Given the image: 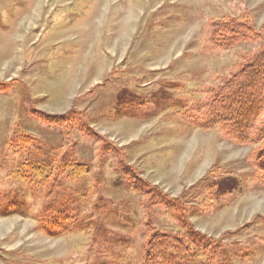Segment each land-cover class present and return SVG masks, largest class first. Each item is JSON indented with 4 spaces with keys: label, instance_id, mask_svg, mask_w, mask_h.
Instances as JSON below:
<instances>
[{
    "label": "rangeland",
    "instance_id": "1",
    "mask_svg": "<svg viewBox=\"0 0 264 264\" xmlns=\"http://www.w3.org/2000/svg\"><path fill=\"white\" fill-rule=\"evenodd\" d=\"M245 14L264 35V0H0V82H12L0 94V192L20 190L30 204L25 217L0 216V264H140L144 225L177 226L115 185L120 164L185 202L198 232L232 253L251 251L234 264H264V223L257 220L264 187L253 182L248 159L258 146L192 127L177 108L201 100L197 90L216 85L260 46L221 51L206 43L208 22ZM122 96L132 100L127 111ZM30 109L78 112L104 141L43 124ZM17 132L32 135L37 147L16 150ZM104 144L114 151L103 152ZM63 156L89 168L61 190L80 198L96 227L52 238L36 229L43 198L34 199L19 174L40 178L24 163ZM210 169L215 177L206 179ZM97 231L107 233L106 242Z\"/></svg>",
    "mask_w": 264,
    "mask_h": 264
},
{
    "label": "trees",
    "instance_id": "2",
    "mask_svg": "<svg viewBox=\"0 0 264 264\" xmlns=\"http://www.w3.org/2000/svg\"><path fill=\"white\" fill-rule=\"evenodd\" d=\"M207 27L210 33L206 43L211 49L223 51L238 45L254 43H260V46L235 63L228 75L216 85L197 90V93L204 94L201 100H194L190 105L183 103L176 106L182 109L183 118L192 127L203 131L214 129L222 138L239 146L257 145L258 147L248 155V159L253 167V182L264 187L263 31L254 27L247 14L232 18L222 17L208 22ZM11 86L12 82H0V94L8 92ZM131 101L130 98L122 96L118 104L127 111ZM27 113L39 122L58 127L62 131L77 129L95 141H104L84 123L78 112L49 115L30 109ZM13 138L11 143L16 150L25 149L29 152L37 147L35 138L30 134L17 132ZM102 149L103 152L114 151L107 144L102 145ZM24 165L30 170L40 172L41 175L40 178H36L27 170L19 174L29 194L34 199L43 198V204L35 216L37 231L53 238L85 231L95 226L92 220L83 215L80 198L61 190L65 187L66 178L73 181L89 173L87 165L71 159L70 156L59 159L49 157L46 163L29 161ZM116 172L117 187L143 196L146 203L164 210L177 226L176 231H168L160 230L151 223L144 225L140 264H234L235 259L244 260L249 257L251 252L249 249H239L232 253L219 241L195 230L188 221L190 208L180 198H171L158 187L139 177L127 165L120 164ZM214 177L212 169L205 176L206 179ZM218 184L217 180H211L208 186L218 187ZM41 191L44 193L42 196ZM29 210L30 204L26 194L20 190L8 189L0 192L1 217L13 215L25 217ZM257 220L264 223V217L259 216ZM96 233L103 240L107 235L103 231ZM112 244L109 245L110 248L114 247Z\"/></svg>",
    "mask_w": 264,
    "mask_h": 264
}]
</instances>
